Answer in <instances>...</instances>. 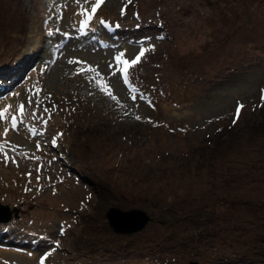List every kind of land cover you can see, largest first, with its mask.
I'll return each mask as SVG.
<instances>
[{
    "label": "rangeland",
    "instance_id": "obj_1",
    "mask_svg": "<svg viewBox=\"0 0 264 264\" xmlns=\"http://www.w3.org/2000/svg\"><path fill=\"white\" fill-rule=\"evenodd\" d=\"M94 2L0 0V264H264V0Z\"/></svg>",
    "mask_w": 264,
    "mask_h": 264
},
{
    "label": "snow or ice",
    "instance_id": "obj_2",
    "mask_svg": "<svg viewBox=\"0 0 264 264\" xmlns=\"http://www.w3.org/2000/svg\"><path fill=\"white\" fill-rule=\"evenodd\" d=\"M78 2H79V0H78ZM130 2H131V0H129V3ZM103 3H104V0H95V2L93 3V5L91 7V13L94 14L96 12L97 8ZM121 14L122 15L124 14L123 9L121 11ZM91 19H92V15L89 14L87 16V19L80 22L81 28H85ZM100 23L103 24L104 21L101 20ZM117 27H119V25H117ZM161 39H163V37H161ZM152 50H154V46H152ZM147 51H148V49L141 48L139 53L134 57V59H132L130 61L127 59H124V56H125L124 53H119L118 55L115 56L114 59L116 61L117 66H119V64H123V67L119 68V71L122 74V78L126 84L129 82L130 77H131L130 69H133L136 65H138L141 62L142 58L145 56ZM69 63L84 64L86 62L70 60ZM109 67L112 68L113 65L110 64ZM87 70L90 72L95 71V69H93L91 66H89ZM115 74H116L115 72L112 73V75H115ZM97 83L100 84L101 82L98 80ZM107 89H108V85L106 83L101 85V91L106 92V94L109 95L112 99H116V97L114 95H112V93L110 91H107ZM132 91L135 92L136 90L132 89ZM133 99H135V96H133ZM261 101L264 102V89H261ZM29 102L31 103V100ZM37 103H39V102L37 101ZM243 107H244V105L240 104L238 102V106L236 108V113H235V116L233 118V124L237 123V121L239 120L241 109ZM24 109H25V106L23 104H21L20 109H19L21 115L24 114ZM7 111H8V108H5L4 112H7ZM44 111L48 112L49 109L45 108ZM3 114H4L3 112H0V116H3ZM32 115L35 116V112H33ZM136 119L139 120V119H141V117L137 116ZM45 123H47V121H45ZM15 127H16V117L13 116L12 117V128H15ZM6 134H7V129L5 130V135ZM53 144H55L54 139H53ZM3 147L4 146L2 144H0V152H3ZM37 148H39V145H37ZM3 154H4L5 159L7 160L9 158L7 156V153H3Z\"/></svg>",
    "mask_w": 264,
    "mask_h": 264
},
{
    "label": "water",
    "instance_id": "obj_3",
    "mask_svg": "<svg viewBox=\"0 0 264 264\" xmlns=\"http://www.w3.org/2000/svg\"><path fill=\"white\" fill-rule=\"evenodd\" d=\"M1 210H5L7 216L4 220L9 219L11 212L8 207L0 206ZM14 215H17V210H14ZM108 211V212H107ZM105 212L104 217L109 221L110 229L118 234L127 235L141 231L149 217L141 211L130 209L128 211H121L116 208H110Z\"/></svg>",
    "mask_w": 264,
    "mask_h": 264
},
{
    "label": "trees",
    "instance_id": "obj_4",
    "mask_svg": "<svg viewBox=\"0 0 264 264\" xmlns=\"http://www.w3.org/2000/svg\"><path fill=\"white\" fill-rule=\"evenodd\" d=\"M263 128H264V125H263ZM260 129V128H259ZM259 129H257V130H254L253 132H255V131H258ZM255 134H256V132H255ZM126 180V179H125ZM116 183H118V182H116ZM120 183H118V185H116V186H114V185H112V186H110L109 187V189L107 188L106 190H107V192L108 193H114V190L115 189H121L120 188V185H119ZM116 203H113V202H110L109 204H105V205H109V207L110 206H114ZM104 205V206H105ZM101 209H103V207H101ZM101 209L99 210V213H100V211H101ZM105 214V213H104ZM87 223H90L89 221H86ZM88 226V225H87ZM81 227H82V232H79L78 234H79V236H83V234H84V232L86 231V230H88L89 228H86V226H85V223H82L81 224ZM88 227H90V226H88ZM201 232V231H200ZM201 234H202V232H201Z\"/></svg>",
    "mask_w": 264,
    "mask_h": 264
}]
</instances>
